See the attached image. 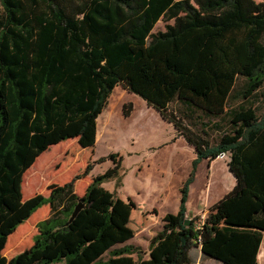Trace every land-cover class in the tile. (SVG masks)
<instances>
[{"label":"trees","instance_id":"obj_1","mask_svg":"<svg viewBox=\"0 0 264 264\" xmlns=\"http://www.w3.org/2000/svg\"><path fill=\"white\" fill-rule=\"evenodd\" d=\"M160 19L165 29L154 31ZM239 76L245 81L233 95ZM263 84L264 1L0 0V233H7L4 217L23 172L51 143L77 137L82 148H93L97 119L118 85L173 123L196 155L180 208L163 217L149 258L131 244L118 247L127 235L114 220L115 192L102 185L122 164L112 153L115 167L94 177L84 194L75 182L91 162L43 199L51 212L38 222L33 245L7 264H190L193 246L224 264H257L264 111L255 99ZM233 96L247 103L228 111ZM176 100L206 117L227 114L231 129L212 143L170 107ZM123 110L130 115L133 104ZM223 151L236 184L198 226L188 218L189 185L200 162ZM80 200L84 208L65 225Z\"/></svg>","mask_w":264,"mask_h":264},{"label":"rangeland","instance_id":"obj_2","mask_svg":"<svg viewBox=\"0 0 264 264\" xmlns=\"http://www.w3.org/2000/svg\"><path fill=\"white\" fill-rule=\"evenodd\" d=\"M165 25L166 21L160 19L154 31L165 29ZM244 81V77H238L233 95ZM255 102L259 113H263L264 84L258 90ZM126 103L133 104L128 116L123 110ZM246 103L242 98L233 96L227 109L229 111L231 107ZM170 107L179 112L187 125L212 143H216L224 132L231 129L227 114L206 117L201 111L188 108L178 100L172 102ZM97 125L99 129L93 148H82L77 137L51 143L49 149L40 153L23 172L18 193L11 200V213L4 217L3 231L7 233H0V245L3 243L0 259H7L1 264H7L15 255L33 245L38 233V222L51 212L50 205L42 203L43 199L82 174L91 162L88 174L75 182V190L80 195L84 194L94 177L115 167V160L110 157L112 153L122 157V164L118 173L105 179L102 185L115 192L117 204L114 220L122 225L127 235L126 242L118 247L131 244L140 249L144 258H149L150 241L162 229L163 217L169 212L176 213L180 208L181 187L193 169L194 149L177 135L173 123L165 120L141 96L121 85L112 91L108 104L97 119ZM227 162L228 158L218 157L210 167L207 163H201L189 185L188 218H195L198 226L207 217L209 208L234 187L235 178ZM198 200H207V204H202V208L193 215L199 207ZM131 202L135 207L131 206ZM1 236H5L4 240H1ZM109 256L108 252L103 258ZM133 257L138 260V253H133ZM190 257V264H224L204 255L198 246L190 249ZM257 264H264V237Z\"/></svg>","mask_w":264,"mask_h":264},{"label":"water","instance_id":"obj_3","mask_svg":"<svg viewBox=\"0 0 264 264\" xmlns=\"http://www.w3.org/2000/svg\"><path fill=\"white\" fill-rule=\"evenodd\" d=\"M85 203L83 200H80L74 207L69 219L67 220L65 225H69L79 214V212L84 208Z\"/></svg>","mask_w":264,"mask_h":264},{"label":"crops","instance_id":"obj_4","mask_svg":"<svg viewBox=\"0 0 264 264\" xmlns=\"http://www.w3.org/2000/svg\"><path fill=\"white\" fill-rule=\"evenodd\" d=\"M99 128H98V125H97V130H98ZM97 134H98V132H97ZM196 156V155H195ZM207 160V161H206ZM214 161V160H213ZM212 161V162H213ZM212 162H210V164L208 163V159H204V160H202L201 162H200V164L201 163H207V166L208 167H210V165L212 164ZM200 164H199V166H200ZM228 165V164H227ZM199 166H198V168L197 169H199ZM234 176V175H233ZM209 176H207V178H208ZM235 178V177H234ZM236 184V178L234 179V185ZM189 195H190V190H189ZM189 197L190 196H188V200H187V203H188V201H189ZM209 203V202H208ZM202 204H204V205H206L207 204V200H198V205H199V207H197L198 209L197 210H195L194 212H193V215H195V212L196 211H199L202 207H201V205ZM188 208V207H187ZM188 214H189V212H188Z\"/></svg>","mask_w":264,"mask_h":264},{"label":"built area","instance_id":"obj_5","mask_svg":"<svg viewBox=\"0 0 264 264\" xmlns=\"http://www.w3.org/2000/svg\"><path fill=\"white\" fill-rule=\"evenodd\" d=\"M218 157H220V158H228V153L226 152V151H223V152H221L219 155H218ZM217 157V158H218Z\"/></svg>","mask_w":264,"mask_h":264}]
</instances>
